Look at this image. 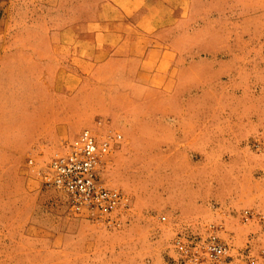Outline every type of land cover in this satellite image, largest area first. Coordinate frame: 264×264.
<instances>
[{
	"label": "rangeland",
	"instance_id": "1",
	"mask_svg": "<svg viewBox=\"0 0 264 264\" xmlns=\"http://www.w3.org/2000/svg\"><path fill=\"white\" fill-rule=\"evenodd\" d=\"M12 1L21 9L9 33H42L44 19L28 17L44 10ZM78 1L83 11L68 0L70 24L103 2ZM186 1L162 31L176 53L164 90L132 95L101 71L88 76L62 147L2 172L0 264H215L203 246L211 235L229 249L221 264H264V0ZM84 131L96 139L99 179L126 203L113 224L44 183Z\"/></svg>",
	"mask_w": 264,
	"mask_h": 264
},
{
	"label": "crops",
	"instance_id": "2",
	"mask_svg": "<svg viewBox=\"0 0 264 264\" xmlns=\"http://www.w3.org/2000/svg\"><path fill=\"white\" fill-rule=\"evenodd\" d=\"M186 3L103 0L95 18L70 24L68 0H33L29 9L42 8L45 16L30 14L28 22L44 19L43 32L9 33L21 6L0 0V177L17 160L20 171L29 170L33 156L62 147L69 105L84 104L88 76L101 71L132 95L164 90L165 78L176 73V53L162 31L168 15V25L179 21L176 11Z\"/></svg>",
	"mask_w": 264,
	"mask_h": 264
},
{
	"label": "built area",
	"instance_id": "3",
	"mask_svg": "<svg viewBox=\"0 0 264 264\" xmlns=\"http://www.w3.org/2000/svg\"><path fill=\"white\" fill-rule=\"evenodd\" d=\"M94 135L84 131L80 140L63 154L55 155L44 175V183L63 192L72 208L89 209L92 215L109 224H113L114 215L125 208L122 194L106 187L99 179V155ZM209 258L215 264H221L229 258V249L220 243L215 235L203 245ZM177 248L184 258L197 253L194 245L177 242Z\"/></svg>",
	"mask_w": 264,
	"mask_h": 264
}]
</instances>
